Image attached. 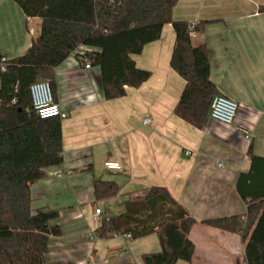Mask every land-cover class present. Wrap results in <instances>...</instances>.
I'll list each match as a JSON object with an SVG mask.
<instances>
[{"label": "crops", "instance_id": "0c3cea01", "mask_svg": "<svg viewBox=\"0 0 264 264\" xmlns=\"http://www.w3.org/2000/svg\"><path fill=\"white\" fill-rule=\"evenodd\" d=\"M173 20L210 22L191 37L192 44L207 47L217 95L238 103L233 123L219 124L207 113L198 129L174 114L185 81L170 67L171 24L158 41L132 56L138 68L151 73L149 80L127 88L119 99L104 98L99 67L90 63L85 68L92 49L79 47L55 68L63 161L30 185L32 211L59 215L51 224L60 227L61 235L49 240L44 264H143V255L161 250L155 234L99 239L92 216L98 207L102 219L118 217L127 202L143 198L151 187L165 188L196 221L189 234L195 246L192 261L177 264H238L244 256L240 234L204 221L245 214L238 179L249 172L250 155L264 158V0H178ZM31 22L35 30L28 28ZM40 24L12 0H0V58L23 55ZM105 162H117L120 169L107 170ZM95 180L113 181L118 195L95 202ZM245 183L242 176L240 187Z\"/></svg>", "mask_w": 264, "mask_h": 264}, {"label": "trees", "instance_id": "16d2710c", "mask_svg": "<svg viewBox=\"0 0 264 264\" xmlns=\"http://www.w3.org/2000/svg\"><path fill=\"white\" fill-rule=\"evenodd\" d=\"M12 1L26 18H38L41 24L23 55L4 63L0 58V264H44L49 240L61 235L60 227L51 224L59 215L32 211L30 185L63 161L62 118L40 119L32 109L30 86L49 82L55 101V68L84 46L92 49L86 53L89 63L100 69L104 98H122L127 88L137 89L151 77L132 56L158 41L163 27L171 24L175 41L170 67L185 81L174 114L199 129L217 89L209 76L207 47L192 44L190 29L201 33L210 22L174 21L178 0ZM250 157V170L237 183L245 214L204 223L240 234L247 264H264V158ZM118 193L113 181L93 182L95 202ZM195 224L165 188L151 187L143 198L127 202L120 216L103 218L96 234L99 239L129 235L132 240L155 234L161 250L143 255V264L190 263L195 246L189 234Z\"/></svg>", "mask_w": 264, "mask_h": 264}, {"label": "built area", "instance_id": "2783aa9c", "mask_svg": "<svg viewBox=\"0 0 264 264\" xmlns=\"http://www.w3.org/2000/svg\"><path fill=\"white\" fill-rule=\"evenodd\" d=\"M113 1V0H110ZM196 32L190 29V36L195 37ZM6 61L5 58L1 60V63H4ZM85 68H90V63L88 59H85ZM1 69H4L1 67ZM30 98H31V105L33 111L36 113V115L40 119H49L53 117H61V110L58 106V104L55 103L53 99V93L51 86L49 82L47 81H41L34 83L29 88ZM239 105L236 101H233L223 95H215L210 103L209 107V116L212 120L215 122L229 126L233 123L237 111H238ZM151 119L149 117H146L143 120L144 124L150 123ZM218 167H223V163L218 162ZM104 167L107 170H119L120 165L117 162H105ZM102 210L98 207H95L93 210V216H92V231L96 232L101 224V216H102ZM104 219L106 221L109 220L107 216H104ZM126 239H130L129 235H124ZM107 261H104V264H106ZM82 264V263H80ZM238 264H247L244 256H242Z\"/></svg>", "mask_w": 264, "mask_h": 264}, {"label": "rangeland", "instance_id": "374dc122", "mask_svg": "<svg viewBox=\"0 0 264 264\" xmlns=\"http://www.w3.org/2000/svg\"><path fill=\"white\" fill-rule=\"evenodd\" d=\"M29 29L35 30L36 28V23L35 22H31L28 26ZM80 263L82 264H91L90 262H88L87 260H81Z\"/></svg>", "mask_w": 264, "mask_h": 264}]
</instances>
